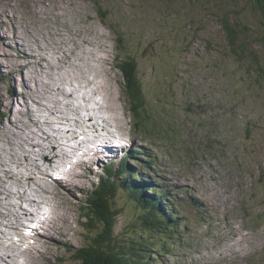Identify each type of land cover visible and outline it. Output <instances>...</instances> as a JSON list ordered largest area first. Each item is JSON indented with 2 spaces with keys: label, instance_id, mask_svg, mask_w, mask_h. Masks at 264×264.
<instances>
[{
  "label": "rangeland",
  "instance_id": "obj_1",
  "mask_svg": "<svg viewBox=\"0 0 264 264\" xmlns=\"http://www.w3.org/2000/svg\"><path fill=\"white\" fill-rule=\"evenodd\" d=\"M224 20L233 27L235 50ZM263 31L254 0H0V128H10L0 134V264H82L78 253L93 247L96 234L87 231L82 206L111 166L116 174L125 152L88 171L74 162L80 177L70 175V182L67 173L62 186L48 176L64 169L47 163L60 167L63 157L64 166L70 163L67 140L75 131L96 137L95 120L86 122L109 96L99 93L106 79L120 115L127 116L119 125L124 143L142 155L129 158L130 171L154 182L163 211L179 220L172 241L157 228L144 232V212L120 189L115 236L155 238L151 250L158 252L147 253L150 264H264V50L257 46L259 66L237 57L245 41L247 54L254 52ZM70 52L74 56L65 59ZM121 62L126 71L138 69L147 98L138 130ZM71 101L76 106L68 107ZM96 114L103 135L120 134L112 112ZM48 122L70 132L59 133L62 156L51 151L58 134ZM14 132L37 145L21 143ZM96 141L78 142L87 157ZM11 148L16 161L6 152ZM74 185L84 188L73 191ZM48 187L60 194H45ZM17 217L24 226L16 228Z\"/></svg>",
  "mask_w": 264,
  "mask_h": 264
},
{
  "label": "trees",
  "instance_id": "obj_2",
  "mask_svg": "<svg viewBox=\"0 0 264 264\" xmlns=\"http://www.w3.org/2000/svg\"><path fill=\"white\" fill-rule=\"evenodd\" d=\"M254 9L261 15V25L264 28V0H254ZM98 14L102 23H108L109 12L107 9L100 5L98 7ZM223 27L229 32L228 36L230 37L231 47L235 50L237 39L232 30L233 27L230 26L227 20L223 21ZM245 35L243 33L244 37ZM123 42L125 43V38ZM249 42L245 41L241 45L242 48H240L237 57L243 62H251L259 66L258 57H261L262 53L257 50V46L264 50V35L258 37L257 42L253 44L254 52L250 54L251 56L247 54ZM238 45L240 46V44ZM131 58L134 57H130L129 59ZM123 64L125 63L121 62L120 68L123 70L126 79L127 93L130 95L129 104L133 107L136 118L139 120L138 123L135 122L136 129L138 130L145 120L141 117L139 107L145 108L144 103L147 104V98L144 93L143 84L139 78L138 69L135 65H131L130 69L126 71L122 68ZM143 113L148 118L147 109ZM131 157L129 156L123 161L116 174L113 173V178L109 174L106 177L104 173L102 177L107 178L105 179V183L102 182L101 177L97 187L82 206L81 217L82 220H85L84 224L88 226L87 231L89 234H96L93 237V247H90L88 252L83 253V251H80L77 255V260L82 264H150L147 261V253L156 254L158 251L151 250V245L154 244L155 238L149 240L146 233L152 231L151 229L153 228H157L167 236L164 240L169 239V241H172L175 239L171 234L175 235L176 231L174 229L178 226L179 220L177 214L174 216L171 214H168L169 216L166 215L161 205L163 203L162 198L156 196L159 188L156 187L155 183L145 179L143 173L130 171L129 158ZM148 164L152 165L151 163ZM112 172H114V166H112ZM126 172L130 173L132 178H136V175H140L141 177L137 182L132 181L129 177L125 178L124 174ZM120 189L126 191L129 200L137 210L139 209L141 212H144L141 215L142 225L141 223L140 225L143 231L146 232V237L141 236L140 238H136L135 236H131L128 240H125L123 237L115 236V222L119 213L115 208L116 203L114 200L117 198V193ZM151 193H154V196ZM168 194L165 193L164 195ZM89 220L93 221L92 225H89ZM124 241L126 242V246L121 244Z\"/></svg>",
  "mask_w": 264,
  "mask_h": 264
},
{
  "label": "bare ground",
  "instance_id": "obj_3",
  "mask_svg": "<svg viewBox=\"0 0 264 264\" xmlns=\"http://www.w3.org/2000/svg\"><path fill=\"white\" fill-rule=\"evenodd\" d=\"M65 39H66V37H64ZM63 38V39H64ZM60 39V38H59ZM81 44H78L77 46H80ZM67 46V45H66ZM62 50H63V48H62ZM74 54H75V56L77 55V53H75L74 52ZM74 55H73V52H70V55H68V56H66L65 57V59H71L72 57H73ZM47 75L49 76L50 75V73L48 74V72H47ZM102 76V75H101ZM103 76H106V75H103ZM50 77V79L52 78L53 79V77H51V75L49 76ZM60 79V78H59ZM110 85H111V83H110V79H106V80H104V85L102 86H100V91H99V93L101 92V91H105V92H107V94L109 95L107 98H106V100L105 101H103V103H101V102H98L97 103V105H98V107L95 109V108H92L91 110H94V116H90L89 118H88V120L89 121H87L86 122V125H88V124H90V120H92V119H94L95 121H94V123H92V125H91V127H92V129H96V130H98V132H97V134L95 135L96 137H93L94 139H96L97 141H96V146H98V147H102V148H104L105 147V145L104 144H107V145H109V146H113L112 145V142L115 144V146L117 147V149H118V151H120L122 154H119L116 158H121L122 156H123V151L125 152V156H123L122 158H121V161H120V164L122 163V161L123 160H126L127 159V157H129V156H132L131 157V159L132 158H134V160H137V159H135L136 157H135V152H137V151H134V148L133 149H131V150H128V144L126 145V143H124V141H126V138H125V135H124V133L123 132H121L122 130L119 128V125L120 124H122V123H126V121H125V117H124V115L126 116V113H124V111H123V115H120V110L118 111V109H119V105L118 104H116V98H113V95H112V93H110L109 92V90H110ZM60 89V88H59ZM127 90V89H126ZM125 92H127V91H125ZM76 94V92L75 91H71V97H74V95ZM58 95H60V92L58 93ZM68 95V94H67ZM127 95H128V93H127ZM62 97V96H61ZM56 98H57V95H56ZM141 99V98H140ZM33 100H38V99H34L33 98ZM57 101H58V104H63V103H65L63 100H62V102L61 101H59L58 99H57ZM40 105H41V103H40ZM44 105V104H43ZM67 106L68 107H71V106H76V104L74 103V101H71V102H69L68 104H67ZM48 108L47 109H52L51 107H49V106H47ZM76 108V107H75ZM106 108V109H105ZM109 110L110 112H112V115H111V118H112V120H113V122L115 123V125H116V127H118L120 130H119V132H120V134H115L116 132H112L113 133V137H111V138H107V134L106 135H103V131L101 130L102 129V127H101V123H100V119H101V117H99L97 114H96V112L97 111H100V110ZM59 110V109H58ZM55 112V111H54ZM72 113V112H71ZM106 113V112H105ZM118 113H119V115H118ZM130 113H131V116L133 117V121L134 122H136V123H138L139 122V120L138 119H135V117L133 116V114H134V111H131L130 110ZM54 114V113H53ZM86 115H88V114H86ZM86 117V116H85ZM122 118V122H121V118ZM127 117V116H126ZM66 118V117H65ZM131 118V117H130ZM57 119V118H56ZM67 119V118H66ZM40 120V119H39ZM50 120V119H49ZM67 121V120H66ZM110 122V121H109ZM129 123H130V121H129ZM128 123V124H129ZM38 124L40 125V131L41 132H43V129L41 128V121H39L38 122ZM47 125V124H46ZM54 125L56 126V124L54 123H50V122H48V125L47 126H49L51 129H50V131L51 130H53L54 132H56V134H58V135H56V138H54L55 139V145H54V147L53 148H51V151L52 152H54L55 153V155L57 156H62L63 155V150H62V147L64 146V144H65V142H64V144H63V141H65V137H63L62 135L60 136L59 135V133H66V135H67V133H70V132H68V131H66V130H64V131H61V129H62V127L60 128V129H58L57 127H54ZM65 125V124H64ZM85 125V124H84ZM109 125V124H108ZM134 125V124H133ZM45 127V126H44ZM100 127H101V129H100ZM113 128V127H112ZM140 128V127H139ZM4 129L5 130H3L2 128H0V134H3V132L4 133H6V132H9L10 131V128H8V127H4ZM136 129V128H135ZM137 130V129H136ZM135 130V131H136ZM27 131V130H26ZM46 131V130H45ZM101 131V134L99 133ZM113 131V130H112ZM111 132V131H110ZM15 133V132H14ZM27 133V132H26ZM45 133H47V132H45ZM48 134H50V137L51 136H53V135H51V132L50 133H48ZM75 134H77V132L75 131ZM6 135V134H5ZM15 135H16V138H19V140H20V142L21 143H27V144H30V145H37V144H35L36 143V141H35V139L34 138H32L31 136H29L28 134L25 136V137H22L21 136V132L20 133H15ZM1 136V135H0ZM10 136H12V134L10 135ZM67 137H69V136H66V138ZM103 137H106V138H103ZM52 138V137H51ZM50 138V139H51ZM93 138H91L90 140H88V142L86 141L85 142V144L87 145ZM14 138H7V139H5V141H8L9 143L10 142H14ZM16 141V140H15ZM68 141V143H70V145H68V147H70L71 146V142H73V140L72 139H70V140H67ZM130 141V140H129ZM16 143V142H15ZM117 143V144H116ZM128 143V142H127ZM85 144H83L82 146L84 147V145ZM39 145V144H38ZM22 146V145H21ZM43 146V145H42ZM82 146H81V148H82ZM104 146V147H103ZM44 147V146H43ZM119 147V148H118ZM108 148V147H107ZM6 150V149H5ZM12 151H14L12 148L10 149V150H7L6 152L8 153V154H10V157H12L13 159H14V161H16V158H17V156H18V154L17 153H14L13 155H12ZM114 150H104V151H102V153L103 154H105V156H102V155H99V154H97V151L96 152H93V150H91V156H97V157H99V158H101V163L100 164H98V165H101L102 167H105L106 166V164H108V163H110L111 161H112V156H113V152ZM142 152H143V150H142ZM139 155H141V153L140 152H137ZM66 155V154H65ZM142 156V155H141ZM89 157V156H88ZM64 158V161L62 162V165L60 166V167H63L64 165V162H65V157H63ZM115 158V159H116ZM29 160H30V158H29ZM147 160H149V159H147ZM144 161V162H146V163H148V161ZM152 160H155V159H152ZM6 161V160H5ZM18 163V162H17ZM58 163H60V162H52L51 160L50 161H48V167H50V168H57V170H58V168H60V167H58ZM81 165L82 166H85V163H84V161L81 163ZM77 167V166H76ZM52 169H50V170H52ZM56 170V169H55ZM78 169H74V171H72V173L71 172H65V173H68L69 174V176H68V178H69V181L71 182V180H70V175L73 177V178H77V177H80L79 175H77L76 174V171H77ZM53 171V170H52ZM109 171H111L110 173H112V166L110 167V169H109ZM109 171H108V173L107 174H109L110 175V173H109ZM123 171V170H122ZM102 173V172H101ZM114 173V172H113ZM61 174V173H60ZM107 174L105 175L106 177H107ZM176 174V173H175ZM101 175V174H100ZM48 177H50V179L56 184V185H58V186H62L63 185V177H65V175H56V176H54V175H49ZM56 177H58V180H60V181H57V182H59V183H57V182H55L56 180H55V178ZM102 177V176H101ZM106 177H102L101 179H102V182L103 183H105V179H107ZM54 179V180H53ZM51 180H49V181H51ZM20 182V181H19ZM102 183V184H103ZM83 185H80V187L79 188H76V186L74 185V187H75V190H73V191H78V190H80L81 189V187H82ZM102 186V185H101ZM97 186H95V188H96ZM49 188V189H48ZM48 188H46V190H44V193L45 194H50V192L49 191H51V192H53V193H51V194H53V196H54V198H55V196H57L58 194H60V192H57V191H55L52 187H48ZM83 188H84V186H83ZM82 188V189H83ZM179 192V191H178ZM4 193H6V190H4ZM8 194L11 196V193L10 192H8ZM62 194V193H61ZM63 195V194H62ZM61 195V196H62ZM169 196H170V194H169ZM60 198V197H59ZM189 199H191V198H189ZM191 202H192V204H196V202H193L192 200H191ZM31 203H32V201H31ZM33 204V203H32ZM198 205H200L201 203H197ZM196 204V205H197ZM3 205L4 204H0V207H3ZM35 207H40V205L39 206H35ZM177 208V207H176ZM172 210V209H171ZM59 211V210H58ZM33 215V214H32ZM36 219V218H35ZM37 222V221H36ZM38 223V222H37ZM17 225H16V228H20V227H22V226H24V224L22 223V219L21 218H19V217H17V223H16ZM51 225V224H50ZM57 225V224H56ZM52 227V226H51ZM51 229V228H50ZM38 230H39V228H38ZM32 232V231H31ZM26 236V235H25ZM25 238V237H24ZM1 248H2V246H1ZM16 255V254H15ZM1 257V256H0Z\"/></svg>",
  "mask_w": 264,
  "mask_h": 264
},
{
  "label": "water",
  "instance_id": "obj_4",
  "mask_svg": "<svg viewBox=\"0 0 264 264\" xmlns=\"http://www.w3.org/2000/svg\"><path fill=\"white\" fill-rule=\"evenodd\" d=\"M153 43H150L147 47V52L150 50L151 46H152Z\"/></svg>",
  "mask_w": 264,
  "mask_h": 264
}]
</instances>
